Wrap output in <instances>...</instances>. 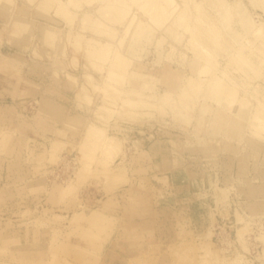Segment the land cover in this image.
Wrapping results in <instances>:
<instances>
[{
	"label": "rangeland",
	"instance_id": "obj_1",
	"mask_svg": "<svg viewBox=\"0 0 264 264\" xmlns=\"http://www.w3.org/2000/svg\"><path fill=\"white\" fill-rule=\"evenodd\" d=\"M17 1L29 12L25 17L37 25L48 22L62 31L66 26L60 18L48 20L28 1ZM95 1L81 3L74 32L84 29V18L90 24L96 21L93 11L102 4L98 7ZM125 1L130 15H121L127 25V20L140 14L132 1ZM168 2L166 19L182 13L192 23L201 25L210 19L216 27L212 31L219 40L218 53L208 57L217 67L210 79L216 78L223 88L240 86L245 91L237 92L232 111L248 95L252 110L257 102L264 104V46L253 37L254 30L264 28V0H163L162 6ZM166 19L161 34L173 25ZM244 19L247 27L241 23ZM122 25H116L119 31ZM181 34L185 41L174 42L175 54L183 50L188 57L206 59L194 46L196 39ZM30 37L38 49L40 31L33 27ZM7 40L0 41V48L3 41L10 44L12 56L0 69V89L8 90V95L15 88L16 77L7 72L21 63L17 58L25 60L24 67L33 73L26 80L40 86L24 82L23 98L18 101L23 102L18 114L24 126H0V177L1 186L6 185L0 189V264H264V199L259 192L264 190V136L247 133L250 122L236 136L218 132L215 135L221 136L216 138L209 128L211 136L201 133L203 138H197L191 132L197 110L207 102L201 97L202 89L192 92L191 86L189 94L165 97L160 86L153 94L128 92L135 74L140 76L135 78L137 83L141 81L137 86L142 87L148 80L143 74L159 67L154 63L157 48L148 42L141 61H127L122 50L137 46L121 40L102 72L80 56L70 62L73 53L67 44L55 72L48 61L34 63L30 54L21 53L20 46ZM249 40L254 42L252 47L245 43ZM58 42V49L62 48V41ZM240 53L249 65L243 71L245 78L232 71ZM135 66L140 69L134 71ZM179 69L187 78L188 65L184 72ZM115 73L119 80L113 78ZM66 74L75 80L70 82ZM33 89L37 93H31ZM6 100L11 102V96ZM51 105L57 112L48 109ZM225 113L236 118L223 109ZM67 114L82 116L83 125L65 128L62 121ZM87 126L122 144L108 151L102 138L85 133ZM207 128L203 123L198 130ZM55 129L65 131L58 135ZM146 148L153 156L167 151L169 167L164 162L152 170L147 153H139ZM227 166L236 173L232 182L224 179L223 183L220 173Z\"/></svg>",
	"mask_w": 264,
	"mask_h": 264
},
{
	"label": "bare ground",
	"instance_id": "obj_2",
	"mask_svg": "<svg viewBox=\"0 0 264 264\" xmlns=\"http://www.w3.org/2000/svg\"><path fill=\"white\" fill-rule=\"evenodd\" d=\"M26 1L32 4L34 6V10L39 12V14H47L46 17L48 20L57 22V19L59 20L60 18L64 22V24L62 25H66L63 31L57 29L58 26L51 25L48 22H46L45 24L41 23L37 25L35 21H31L29 18L25 17L29 12L22 6L20 2H18L17 0H0V18L3 20L2 22H0V41L2 39L4 40V37L8 39V43H10L9 40H11V42L13 41L15 44L21 47V53L30 54L29 56L34 63L40 64V62L48 61L49 63H47V65L52 67V70L56 72L58 70L57 68L60 66L58 63V59L61 58V56H63L65 53H67L66 46L68 44V46L72 50L71 53H73L71 57L69 56L70 58L68 60L70 62L77 61L78 57L80 56L83 57L81 59L83 61H86L87 65L90 66L93 70L102 72L105 70V67L110 64L111 54L112 52H114V49L120 44L122 45L123 41L128 43L129 47L137 46V49L133 50L129 48L126 49L124 47L125 50L123 49L122 51H124L125 55L128 57H125L127 61H129V59L131 61H141L142 58L145 57V52L147 51L145 45L146 42H148L150 43V45H154L157 48L158 53L154 58V63L158 64L159 67L153 68V70H148L147 74H143L144 77L150 80H145L142 87L137 86V84L141 81H138L137 83V80L135 78L139 79L140 76L135 74L136 77L134 76V79H131L132 81H129V86L128 88H126L128 92L132 90L136 94H153L157 88L160 89V86V90L164 92L163 94H165V97L167 95H181L186 93L189 94L188 92L191 91V86L194 87L192 92H195L196 90L200 91V89H202L204 95H201V97L206 98L205 100L207 102L202 104L197 110L198 114L195 120L196 128L193 129L191 135L195 133L197 138H203L199 135L201 133H203V135L205 134L207 136H211V131H208V129L211 128V130H214L213 137L216 138L221 136L215 135L218 134V132L221 133L224 137H229L230 135L236 136L239 135V129L243 128L244 123L250 122V127H247L249 129L247 133L252 135L254 134L256 136L261 135V138H263L264 104L257 102V104L254 105V109L252 110L250 105L251 99L248 98V95L242 99H239L240 101H238V104L235 107L236 109L232 111L234 108L233 104L237 92L241 91L245 93V91L241 89L240 86L234 89L232 87L223 88L222 86H220L221 83H219L216 78L210 79L212 78V72L216 70L217 65L215 62H212L213 60L208 56L215 57V53H218L216 46L219 45V40L217 37H215L212 31L213 29H216V27L211 25L212 21L210 19H205V21L202 22L201 25L199 24V22L196 23V21L192 23V19L186 16L183 19L182 13L180 15L182 16V19H179V14L177 15V17L166 19V17H163V13L165 9L171 5L170 2H168L167 5L163 7V0H130V2L132 1V3L134 4V6L136 5V13L140 14V16H132V20H127L126 25L124 24L125 20L123 21L124 18H122L121 15H130L129 10L125 9V7L127 6L125 4V0H108V4L103 3V1L105 0H90L91 2H97L98 7L100 6V3L102 4V6H100L97 10L93 11L96 16V21L90 24L88 22V19L84 18L82 20L81 26V28L84 27V29H81L82 31L77 30V32H74L77 22V13L83 10L81 8V3L84 0ZM183 3L184 6L186 5V7H188V2ZM108 7H110L111 9L107 12H104ZM182 11L183 10H181V12ZM199 11L201 10L199 9ZM165 19L167 21H172L173 25L168 26L169 28L161 34L159 31L166 26L164 25ZM241 23L244 27H247L245 19L244 21L242 20ZM33 24L35 26H32ZM117 24H123V31H119L117 29ZM33 27L35 31H40L39 41H37L40 43L38 49V46L33 45L32 38L30 37V33H32L33 31ZM86 27L88 28V32L85 31V29H87ZM129 27L131 31L129 30ZM128 31L129 33L126 34ZM124 32L126 35L122 39V35H124ZM181 32L187 33L189 34L190 38L196 39V44H194V46L197 48L199 54L204 53L206 55V59H202V57H188L185 55L183 50L180 52L178 51L179 53L177 52L175 54L178 49L176 48V44L174 45V42L176 40L178 41L177 43L185 41V37L181 39L182 34L179 35V33ZM253 37L255 41H258L261 44L262 47L264 46V28L259 27L258 29L254 30ZM125 38L127 39L125 40ZM51 39L53 40L52 44H50ZM232 39L235 40V37H232ZM59 40L62 41L63 47H59L58 49V45L60 43L58 42ZM121 40L122 42H120ZM245 43H248L252 47L254 42H252V40H249ZM45 55L47 57H45ZM40 57H44L49 60H43V58ZM236 57L237 58L234 60L235 65H232V71L234 70L235 72L239 73L241 77L245 78L246 76L243 74V71L246 72V70L249 69V65L247 63H244L245 61L247 62V60L245 59L246 56L245 54L240 53V55ZM118 58L121 59V57ZM8 59L9 56H0V69H4L5 65L8 63ZM174 63L177 65V67L174 65ZM187 65L189 74L187 78H184L183 74L179 71V67L184 72L185 68H187ZM139 69L140 68H138V66H135V68H133L134 71H138ZM232 71L229 72L233 74L234 72ZM251 71L253 72L254 69L251 68ZM115 74L116 75L113 78L119 80V74ZM66 76L67 79L70 80V82L72 80H75L70 74H66ZM234 81L237 82L239 80L236 77V80ZM207 82L209 84H206ZM205 84L208 86L204 87ZM202 86L204 88H202ZM217 88V92L219 95L216 94L217 98L214 99V94ZM187 97H183L182 99L188 101L190 98ZM182 101L184 100H181V102ZM48 109L57 112V108L55 106L51 105ZM223 109H226L229 114H231L232 116L234 115V117L236 118H230V116L226 113L222 115ZM203 123H205L206 125L208 124V128L206 130L202 129L201 132V130H198V127ZM62 125L65 128L70 129L79 128L83 125L82 116L76 114H67L63 118ZM63 131L65 130H56L58 135H61V132ZM85 133H88L93 137L102 138L106 142L108 151L111 152L117 150V147L122 144L120 139L109 137L102 130L98 129L95 126H87ZM214 139L215 138H213V140ZM139 153L145 154L146 151L139 150ZM259 192L262 193V198L264 199V190L261 188Z\"/></svg>",
	"mask_w": 264,
	"mask_h": 264
},
{
	"label": "crops",
	"instance_id": "obj_3",
	"mask_svg": "<svg viewBox=\"0 0 264 264\" xmlns=\"http://www.w3.org/2000/svg\"><path fill=\"white\" fill-rule=\"evenodd\" d=\"M9 45L10 44H7L5 41H3L2 46L0 48V55H6V56H10V57L12 56V53L10 52L11 47H9ZM5 49H7L6 52H5ZM17 60L20 61L21 63L16 67V69H13L12 71L7 72V74L13 73L16 77L15 83H14L15 88L11 89L8 93V95L11 96V102H7V100H6V97L8 96V95H6V93L8 92V90H6L5 88L0 89V126H6V127L10 126V125L24 126V124L22 123V118L19 117V114H18L19 111L21 110V104L23 103V102H18V101L23 98L24 82L31 83L33 86H37V87L40 86L39 84L35 83L34 81L26 80V79H29L27 76H29L30 74L33 75V73L30 72L28 66L24 67L25 60L19 59V58H17ZM38 92H40V91H38ZM31 93L34 94V93H37V91H35L33 89L31 91ZM5 95H6V97H5ZM146 149H148L146 151V153L150 159V164H149V162H148V164L150 165L152 170H154L157 165H158V167L159 166L162 167L161 165L164 162L169 167V165L167 164L170 162V160L168 158L169 155L165 153L167 151H163V153H161V154L158 153L157 156H153V153L149 150V148H146ZM157 157L160 158V160H161L160 163H159V161H157ZM156 161H157V164L155 163ZM11 166L12 165H10V169L12 168ZM176 172H178V171H176ZM179 172H181V171H179ZM182 172H184V170ZM225 173L226 174L230 173V174L226 175ZM235 173H236L235 170H233L230 166H227L225 172L223 174L220 173L221 177H222L221 179H223L222 182L223 183L225 182L224 179L227 180L229 183L232 182L234 180L232 175H234ZM239 173H241V171H238L236 176H239L238 175ZM2 179H3V177H0V189L6 188L5 184H2V186H1ZM202 184L205 187V182H202ZM191 221L194 222L193 217H192Z\"/></svg>",
	"mask_w": 264,
	"mask_h": 264
}]
</instances>
